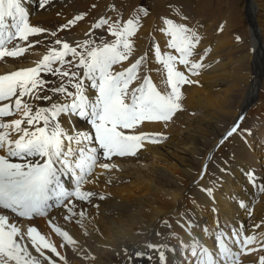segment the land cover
I'll return each mask as SVG.
<instances>
[{"label":"snow or ice","instance_id":"1","mask_svg":"<svg viewBox=\"0 0 264 264\" xmlns=\"http://www.w3.org/2000/svg\"><path fill=\"white\" fill-rule=\"evenodd\" d=\"M56 3L57 0H0V58L23 57L28 48L36 45L47 49L35 66L0 75V151L4 153L0 155V234L11 236L10 255L0 251V264H47L36 252L43 241L34 242L29 237L27 243H22L21 222L41 215H47L52 222L57 219L51 215L52 210L60 209L66 223H79L86 213L83 205H92L96 197L105 198L82 188L94 167L99 164L109 169L112 165L102 160L135 156L143 141L159 143L160 134H137L136 129L145 122L171 120L182 108V87L194 83L189 75L197 74L202 67L190 59L199 43L197 32L170 15L179 7V0H166L163 11L157 13L158 30L167 37L164 46L168 50L162 51L156 44L139 59L135 58L134 45L142 21L152 14L145 0L127 6L122 0H112L105 5L103 14L97 11L98 18L89 17L88 12L78 13L54 27L32 23L33 12L45 14ZM97 8L95 3L91 5V9ZM55 15L63 13L56 11ZM177 15L188 20L182 12ZM86 18L91 23L83 37L72 35ZM8 43L13 46L8 48ZM141 62L148 71L158 73L162 87L153 83L151 76L137 73ZM116 65L123 70H117ZM134 80L138 86L130 87ZM77 121H83L87 128L77 129ZM251 135L252 130L243 128L238 117L208 152L207 163L193 184L213 201L215 185L222 184L224 175H234L229 160L217 161L221 167H215V153L236 138L247 142ZM209 166L213 168L211 173ZM241 175L255 192L264 193V176L251 169ZM205 179L209 181L207 185L201 183ZM195 207L193 204L192 210ZM237 207L247 209L248 205L240 200ZM188 219L187 240L180 241L177 234L175 238L180 243L176 245L153 246L146 242L144 248L151 251L137 250L134 255L148 264H167V252L179 247L186 257L184 264H208L202 259L207 247L202 237L193 239L191 229L196 221L191 216ZM29 228L40 232L32 224ZM245 228L243 220L229 226L221 223L218 215L214 228H200L204 235L212 233L209 238L216 244L215 251L208 250L210 264H228L229 258L236 255L234 237ZM58 229L70 236L69 231ZM70 242L74 243L75 238L70 237ZM14 250L19 251L22 260H12ZM26 250L29 255L24 256Z\"/></svg>","mask_w":264,"mask_h":264},{"label":"bare ground","instance_id":"2","mask_svg":"<svg viewBox=\"0 0 264 264\" xmlns=\"http://www.w3.org/2000/svg\"><path fill=\"white\" fill-rule=\"evenodd\" d=\"M122 2L127 6L139 4L140 0ZM94 3L97 10L91 9ZM111 3L112 0H57L49 12L42 15L33 12L32 23L54 27L83 12L97 17V11L103 14L105 5ZM145 3L151 6L152 14L142 21L134 45L135 56L139 52L149 53L156 44L162 51L168 50L164 46L167 37L159 32L157 20V13L163 11L166 0H146ZM56 11L63 15L57 17ZM178 12L188 20L184 21ZM170 15L177 23H187L199 36L196 52L190 59L202 67L197 74L189 75L194 83L181 89L182 108L169 121L145 122L136 129L137 134H160L159 143L143 141L135 156L102 160L112 165L109 169L99 164L94 167L82 188L105 198L96 197L92 205H83L86 213L79 223H66L60 209L52 210L51 215L57 218L52 222L47 215L21 222L22 243H27L29 237L34 242L43 241L36 252L47 264H123L126 259L127 264H148L147 260L134 255L136 251H151L144 248L146 242L158 246L187 240L189 228L185 225L189 223V216L196 221L191 229L193 239L202 237L207 246L202 259L210 264L208 250L215 251L216 244L209 238L212 233L204 235L200 228L205 225L214 228L217 215L225 225H238L241 220L246 224L245 230L234 237L236 255L229 258L228 264H264V193L255 192L241 175L251 169L264 176V29L257 21V2L217 0L212 11L209 0H179V7ZM204 15L211 18L205 25L201 22ZM90 23L86 18V22L78 24L71 34L83 37ZM222 28L225 29L223 35ZM6 46L11 48L13 44ZM46 52L43 45H36L28 48L23 57L0 58V75L35 66ZM124 63L128 65L127 61ZM152 66L155 67L154 60ZM143 68L147 69L153 83L163 86L158 73L148 71L145 65ZM251 107L253 116L247 122ZM238 117L243 128L255 127L256 132L252 131L247 142L236 138L215 153V167H221L217 161L229 160L228 166L234 175H224L222 184L215 185L213 201L193 184V180L207 163L208 152ZM64 126L68 127L67 122ZM76 128L85 130L87 125L77 121ZM3 154L0 151V155ZM212 171L209 166L208 172ZM201 183L207 185L209 181L205 179ZM240 200L248 205L247 209L237 207ZM193 204L196 205L194 210ZM30 224L40 232L30 229ZM58 226L69 231L70 236L59 231ZM177 234L180 241L175 238ZM70 237L75 238L74 243L70 242ZM220 247H224L223 242ZM0 251L10 255L7 249L0 248ZM27 255L29 251L26 250L24 256ZM11 258L22 260L23 256L14 250ZM185 259L182 248L167 252V264H184Z\"/></svg>","mask_w":264,"mask_h":264},{"label":"rangeland","instance_id":"3","mask_svg":"<svg viewBox=\"0 0 264 264\" xmlns=\"http://www.w3.org/2000/svg\"><path fill=\"white\" fill-rule=\"evenodd\" d=\"M145 2H146V0H145ZM216 2H217V0H209V6H210V8L212 9V11H214L215 10V8H216ZM256 2H257V5H258V16H257V21H258V24L261 26V28H262V30L264 29V0H256ZM201 22H202V24L203 25H205V24H207L208 22H211V18H210V15H204V16H202L201 17ZM263 32V37H264V30L262 31ZM225 33V29L224 28H222L221 29V34L223 35ZM203 53V52H202ZM140 54V55H139ZM143 54V52H139L136 56H135V58L137 59V57H138V59L141 57V56H143L142 55ZM139 55V56H138ZM141 65H143V66H140V68L137 70V72H138V74H144V73H146V74H144V75H148L147 74V69H144L143 67H144V64H143V62H141ZM127 66H129V65H127ZM145 68H146V66H145ZM141 69H143V70H145V71H143V70H141ZM120 70L122 71L123 69L122 68H120ZM144 73H143V72ZM138 81H136V80H134L133 82H132V84L130 85V87L132 86V87H134V86H138V83H137ZM135 83V84H134ZM263 87H264V84H263ZM264 94V93H263ZM252 112H254V109H253V107H251L250 108V110L248 111V117H247V119H246V121L247 122H249L250 121V118L253 116V114H252ZM251 113V114H250ZM255 127H252V128H249V129H251L252 131L254 130L255 132H256V128L254 129ZM53 235H54V233L53 232H51Z\"/></svg>","mask_w":264,"mask_h":264}]
</instances>
